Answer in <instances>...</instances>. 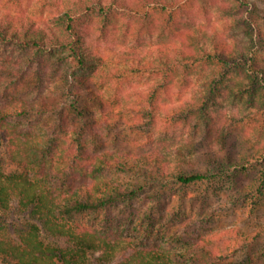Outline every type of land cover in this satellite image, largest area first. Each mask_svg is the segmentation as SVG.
Wrapping results in <instances>:
<instances>
[{
	"label": "trees",
	"instance_id": "1",
	"mask_svg": "<svg viewBox=\"0 0 264 264\" xmlns=\"http://www.w3.org/2000/svg\"><path fill=\"white\" fill-rule=\"evenodd\" d=\"M260 1L264 0L221 3L222 10L247 29L250 43L246 47L225 37L215 39L212 49L200 51L192 43V36H182L181 43L162 54L161 67L157 69L160 81L147 91L137 89L136 98L120 107L100 102L98 110H85L78 102L84 95L80 85L67 107L35 104L19 95L25 85L22 89L20 86L29 83L42 92L47 74L55 70L53 63L48 60L46 69H42L45 64L39 61V68L35 73L31 71L35 81H26L22 79L26 77L21 66L6 68L0 61V264H264V220L250 232L242 233L237 227L222 230L221 239L229 242L226 248L219 240L205 236L194 239L192 251L133 245L121 233L110 230L114 207L131 205L139 197L148 199L152 207L171 201L179 186L210 182L220 185L232 201L244 204L249 198L250 212L259 218L264 204V153L257 157L254 149L229 147L222 155L215 153L211 157L212 167L190 170L175 164L164 145L133 149L128 146L130 141L119 138L121 143L110 147V137L103 133L109 127L105 125L109 119L104 121V116L110 113V119H125L128 124L129 119L137 117L148 123L166 119L169 124L197 126L203 122V133L207 134L212 120L219 117L220 103L236 74L249 77L246 102L264 112V64L259 63L257 52L258 46L264 47V29L259 25L264 7L258 4ZM49 3L62 6L61 11L40 19L0 5V46L33 48L36 55L56 53L54 66H64L68 77L79 78L83 85L87 77L81 68L87 70L84 66L94 58L90 37L97 26L102 32L108 30V23L120 11L144 14L147 7L168 10V4H172L179 11L177 15L169 12V21L174 20L176 30L182 31L184 4L180 0ZM199 64L217 67L205 89L196 98L168 104L165 97L179 70L188 75ZM140 68L151 69L146 63ZM50 110L58 111V120L38 138L32 127ZM38 116L43 117L32 122ZM205 155L210 159L209 152ZM258 158L263 161L259 169L254 163ZM254 169L255 180L246 182L242 176ZM12 215L17 216L13 224ZM152 215L150 208L149 220Z\"/></svg>",
	"mask_w": 264,
	"mask_h": 264
},
{
	"label": "rangeland",
	"instance_id": "2",
	"mask_svg": "<svg viewBox=\"0 0 264 264\" xmlns=\"http://www.w3.org/2000/svg\"><path fill=\"white\" fill-rule=\"evenodd\" d=\"M224 1L234 0H180L184 4L181 10L182 31L176 30L174 20L169 21V12L177 15L179 11V7H173L172 4H168V10L147 7L144 14L141 11L134 14L120 11L113 22L108 23V30L104 29L102 32L97 26L98 30L90 37L95 49L94 58L84 66L87 70H78L86 75V85L80 84L79 78L68 77L64 66H54L56 53L36 55L33 48L20 49L15 45H4L0 46V61L6 68L21 66L20 71L26 77L23 76L22 79L26 81H35V75L31 71L35 73L39 68V61L45 64L42 69L47 67L48 60L53 63L55 70L52 74H47L42 92L39 88H32L29 83L20 86L22 89L25 85L19 95L35 104L47 102L50 107H67L76 97L75 91L80 85L84 95L78 98V102L85 110H98L100 102L107 107L110 104L120 107L136 98L137 89L147 91L160 81L161 74L157 69L161 67L162 54L181 43L182 36H192V43L200 51L212 49L215 39L225 37L240 46L246 47L250 43L243 24L222 10L221 3ZM49 2L50 0H0V5L11 8L13 12L26 11L40 19L61 11L62 6ZM258 4L264 7V1ZM99 20L102 21L101 18ZM259 20V25L264 29V18ZM257 52L259 63L264 64V47L258 46ZM144 63L151 69L138 70ZM216 72L215 64H199L188 75H183L179 70L175 82L166 94V102L179 103L190 97L196 98ZM249 82L247 75H235L220 103V118L212 120L211 131L207 134L203 133V122L197 126L194 123L169 124L166 119L148 123L137 117L129 119L128 124L124 123L125 119L120 122L110 119V113L104 116V121L109 119L105 121V125L109 127L103 133L110 137V147L121 143L119 138L130 141L128 146L133 149L164 145L171 151L175 164L190 170L212 167L214 162L211 157L215 153L222 155L229 147L239 150L254 149L257 157H261L264 153V112L246 102ZM86 113L88 115V111ZM42 117H35L32 122H37ZM44 117L32 127L38 138L45 135L50 123L58 120V111L50 110ZM190 146L195 150L189 151ZM208 152L211 154L210 159L204 158ZM254 163L259 169L263 161L259 159ZM256 176L257 170L254 169L242 178L248 182L255 180ZM241 202L232 201L225 191L222 192L220 185L212 182L189 187L179 186L173 191L169 202L165 200L151 207L148 199L139 197L131 205L114 207L110 213V230L121 233L133 245L160 250L192 251L195 240H202L205 236L219 240L226 248L229 242L221 239L222 230L237 227L242 233L250 232L260 227L264 220V204L259 210L261 216L256 218L255 213L250 212V199L244 204ZM253 205L256 206L255 203ZM150 208L153 215L149 220L147 215ZM16 220V215L10 217V223H16ZM11 227L13 230V225ZM262 231L264 232V226Z\"/></svg>",
	"mask_w": 264,
	"mask_h": 264
}]
</instances>
